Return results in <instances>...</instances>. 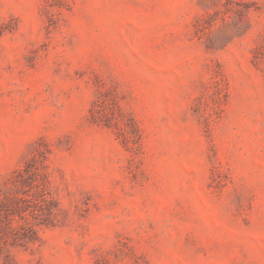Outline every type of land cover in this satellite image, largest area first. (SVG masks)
Listing matches in <instances>:
<instances>
[{
    "label": "rangeland",
    "instance_id": "374dc122",
    "mask_svg": "<svg viewBox=\"0 0 264 264\" xmlns=\"http://www.w3.org/2000/svg\"><path fill=\"white\" fill-rule=\"evenodd\" d=\"M0 264H264V0H0Z\"/></svg>",
    "mask_w": 264,
    "mask_h": 264
},
{
    "label": "trees",
    "instance_id": "16d2710c",
    "mask_svg": "<svg viewBox=\"0 0 264 264\" xmlns=\"http://www.w3.org/2000/svg\"><path fill=\"white\" fill-rule=\"evenodd\" d=\"M40 206V205H39ZM40 208H42V207H40Z\"/></svg>",
    "mask_w": 264,
    "mask_h": 264
}]
</instances>
